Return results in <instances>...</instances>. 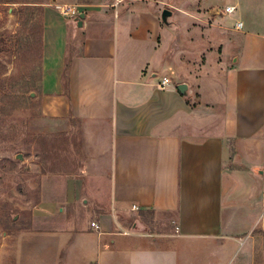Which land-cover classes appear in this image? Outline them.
<instances>
[{"label":"crops","instance_id":"0c3cea01","mask_svg":"<svg viewBox=\"0 0 264 264\" xmlns=\"http://www.w3.org/2000/svg\"><path fill=\"white\" fill-rule=\"evenodd\" d=\"M233 1L234 28L217 9L177 29L147 2L37 3L43 134L59 144L39 163V226L2 264H230L264 232V15ZM62 6L85 9L81 28Z\"/></svg>","mask_w":264,"mask_h":264},{"label":"rangeland","instance_id":"374dc122","mask_svg":"<svg viewBox=\"0 0 264 264\" xmlns=\"http://www.w3.org/2000/svg\"><path fill=\"white\" fill-rule=\"evenodd\" d=\"M44 1L46 0H0V264L5 248H9V238L39 226V203L45 184L41 178V172L44 171L39 163H42L45 156L44 145L51 148L50 146L59 144L58 139L54 140L43 134L45 123L41 117L39 102L43 14L41 5L37 3ZM242 1L249 11L246 14L260 18L264 15V0ZM105 2H120L123 6L133 2H147L160 13L168 9L177 15L175 19L172 18L173 29H177L183 22L185 25L187 21L189 24L193 23V16L196 14H203L206 18L210 11L221 9L225 12L227 4H235L233 0ZM78 9L80 12L85 10ZM240 14L241 9L238 8L232 16H224V24L234 28ZM180 17L181 22L177 21ZM180 32L184 33L185 29ZM195 38L191 46L195 52H199L207 44L203 38ZM262 217L264 218V214ZM262 220L263 226L264 219ZM260 228L254 230L249 239L241 238L230 264H249L248 261L250 264H264V232Z\"/></svg>","mask_w":264,"mask_h":264},{"label":"built area","instance_id":"2783aa9c","mask_svg":"<svg viewBox=\"0 0 264 264\" xmlns=\"http://www.w3.org/2000/svg\"><path fill=\"white\" fill-rule=\"evenodd\" d=\"M59 10H60V13L64 17H66L68 19H76L81 14V12L78 9V6H62V7H60ZM235 10H236L235 7H231L230 6V7H227L225 9V12L228 13V14H232V13L235 12ZM236 26H237V28L240 29V28L243 27V24L242 23H238ZM170 83H171L170 79L165 77V78H163L161 80L159 85H160L161 88H166V87H168L170 85ZM92 227L96 228L97 230H99V227H98V225L96 223H92Z\"/></svg>","mask_w":264,"mask_h":264},{"label":"water","instance_id":"95a60500","mask_svg":"<svg viewBox=\"0 0 264 264\" xmlns=\"http://www.w3.org/2000/svg\"><path fill=\"white\" fill-rule=\"evenodd\" d=\"M174 14L172 11L165 9L163 10V12L161 13V21L162 23L167 26V27H173L172 26V18H173ZM85 18V14L81 13L76 19L75 21L77 22L78 27H82L83 26V20ZM178 90L179 92L183 95V96H188V86L186 84H181L178 86ZM35 94H32V96ZM20 158V157H19Z\"/></svg>","mask_w":264,"mask_h":264},{"label":"trees","instance_id":"16d2710c","mask_svg":"<svg viewBox=\"0 0 264 264\" xmlns=\"http://www.w3.org/2000/svg\"><path fill=\"white\" fill-rule=\"evenodd\" d=\"M41 42H42V38H41ZM28 99L31 101L30 97H28Z\"/></svg>","mask_w":264,"mask_h":264}]
</instances>
